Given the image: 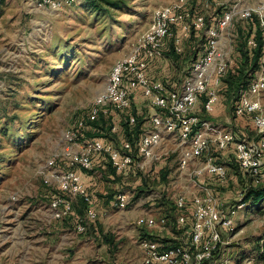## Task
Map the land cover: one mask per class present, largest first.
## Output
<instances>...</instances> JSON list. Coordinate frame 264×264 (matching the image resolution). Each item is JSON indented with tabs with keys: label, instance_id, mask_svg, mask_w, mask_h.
I'll use <instances>...</instances> for the list:
<instances>
[{
	"label": "rangeland",
	"instance_id": "374dc122",
	"mask_svg": "<svg viewBox=\"0 0 264 264\" xmlns=\"http://www.w3.org/2000/svg\"><path fill=\"white\" fill-rule=\"evenodd\" d=\"M172 1L115 0L111 7L96 0H80L74 6L50 11L33 8L24 0H0V264H142L138 249L142 227L137 218L165 215L170 222L168 232H152L163 236L158 237L162 240L174 233L175 197L183 195L186 210H191L198 186L188 174L190 168L179 172L181 147L173 137L161 143L156 157L142 170L131 168L117 181L108 177L104 160L95 161L91 170H78L92 196L96 223L103 224L110 238L109 246L100 238L102 234L91 228L78 234L71 221L56 226L59 221L53 219L49 208L58 191L46 165L53 160L57 167H65L59 155L63 132L85 117L93 98L105 86L113 63L125 56L147 29L153 8ZM234 1L188 0L185 10L203 15L208 26ZM259 1L240 0L239 7L256 6ZM246 22L237 14L222 34L229 67L236 63L237 30ZM175 35L183 52L171 53L172 39H168L163 57L151 61L147 68L152 81L170 89H179L187 76L192 61L189 52L200 50L196 45L204 33L198 31L187 40L178 26ZM216 93L218 100L211 113H200L198 102L200 118L254 140L250 122L242 121L244 127L240 128L226 95ZM154 112L135 91L125 114L138 117L142 130L149 126ZM124 116L107 107V115H100L85 137L107 138L118 147L124 138ZM111 125L118 128L115 134L109 131ZM221 154L218 162L228 168L226 179L204 178V182L222 200L238 205L244 201L250 179L241 176L232 158H226L228 152ZM159 170H167L163 181H158ZM260 185L264 189V179ZM117 192L130 196L125 209L114 206L111 196ZM79 203V199L74 201V210ZM233 219V229L223 233L222 257L231 264H264V198L242 203Z\"/></svg>",
	"mask_w": 264,
	"mask_h": 264
},
{
	"label": "built area",
	"instance_id": "2783aa9c",
	"mask_svg": "<svg viewBox=\"0 0 264 264\" xmlns=\"http://www.w3.org/2000/svg\"><path fill=\"white\" fill-rule=\"evenodd\" d=\"M24 1L33 8L50 11L80 2ZM187 1L173 0L153 8L147 29L137 37L130 51L113 63L105 86L93 98L85 117L77 119L63 132V146L59 155L65 167H57L53 160H49L46 165L60 193L52 196L49 203L53 219L63 220L73 215L74 201L79 199L84 205V212L74 217V230L81 234L97 220V213L78 170H91L95 161L104 160L116 175L123 176L131 168L142 170L156 157V149L164 140L169 137L177 139L181 147L178 170L182 172L190 168L188 174L198 186V193L193 194L191 210H186L187 201L183 195L175 197V223L173 229L171 227L174 233L168 237L172 241L164 243L158 238L163 236L150 231L153 238L147 235L139 238L142 264H231L221 254L226 244L223 233L233 229L236 209L242 203L233 205L225 202L216 195L208 182H204V178L221 182L226 179L228 168L218 162V155L228 152L242 175L249 177L247 189L250 185H260L264 179V0H260L256 6L247 7H239L241 2L236 0L230 9L222 12L215 24L208 26L203 15L185 10ZM237 14L246 20L255 16L263 36L257 68L242 94L233 103L232 110L238 121L244 118L250 122L256 137L254 140L245 138L243 132L238 134L232 128L220 127L197 114L202 94L206 96L204 111L211 113L215 108L218 100L216 92L222 86L221 80L228 67L221 37ZM173 26L180 27L182 37L188 36L190 27L204 33L202 49L190 64L179 89H169L160 81H152L147 75L149 63L163 57L164 39ZM245 42L249 48L256 47L253 37L246 38ZM173 47L176 53H180L179 38L174 39ZM135 91L141 93L155 108V112L149 118V126L141 130L134 144L123 138L116 147L107 138L85 137L92 123L98 121L100 115H107V107L124 114V122L129 126L134 125L135 117L126 115L125 111L129 109ZM117 130L115 125L109 129L111 134ZM113 200L116 208L125 209L130 196L125 192H117ZM136 223L151 231L157 229L161 232L167 227L164 216H140Z\"/></svg>",
	"mask_w": 264,
	"mask_h": 264
},
{
	"label": "trees",
	"instance_id": "16d2710c",
	"mask_svg": "<svg viewBox=\"0 0 264 264\" xmlns=\"http://www.w3.org/2000/svg\"><path fill=\"white\" fill-rule=\"evenodd\" d=\"M96 1L99 4H103V5L111 6V7H113L116 3L115 0H96ZM222 12H224V11H222ZM222 12H220L221 15H222ZM176 27H178V26L171 27L169 35L164 39V44L166 45V42L168 39H172L171 53H173V54L175 53V55H180L183 52L182 48H181L180 53H176L174 50V47H173L174 39L176 38V35H175ZM237 31H238L239 43L237 45V58L234 61L236 63L232 67L231 66L227 67L226 73L222 77V80H221L222 86L218 90V91L222 92L224 95H226L227 100L230 101L232 110H233V103L242 94V92L244 91V89L247 86L249 79L251 78L252 73L257 68V63L259 61V58L261 55V50H262V45H263L262 31L258 27L257 20H256L255 16H253L250 20H247V22H246L244 28H242V30L238 29ZM197 32L198 31H195L193 29V27H190L189 32H188V36L186 39L189 40L191 35L192 34L195 35ZM248 37H253L255 39V41H256V47L255 48L252 49L246 45L245 40ZM202 44H204V35H203V38L200 40V44L196 45V47L198 46V48H200V50L193 48L189 52V56L192 57V61L195 59V56L201 51ZM164 52L165 51H163V55H164ZM192 61H191V63H192ZM205 100H206V96L204 94H202L199 97V102H201L200 113L205 112L203 109V103L205 102ZM135 119H136L135 124L132 126H129L126 122H124V125H123L124 128H123V132H122L123 134L121 133L124 136V138L128 139L133 144L135 143L139 133L141 132L140 124L138 122V117H135ZM240 121H245V119L244 118L242 120L240 119ZM94 123H92V124H94ZM248 126L250 128V124H248ZM230 156H228L226 158L227 159L232 158L231 160H234L233 157L232 156L230 157ZM106 170L109 174L108 177L110 176L112 181L119 180V176L116 175L114 169L109 164H107ZM240 174H241V176H243L241 172H240ZM166 177H167V170H159L158 177H157L158 181H160V180L163 181L166 179ZM57 194H60L59 191L57 192ZM115 195L116 194H114V195L112 194L111 199H114ZM263 198H264V189L262 188V186L261 185L252 186V187H249L244 192V196H243L244 201L242 203L247 202V201H252V202L257 203L258 201L262 200ZM106 199H107V201L110 200L109 196H107ZM174 210H175V207H174ZM83 212H84V205L80 201V203L78 204V207L74 210L73 215L68 216L67 218H65L63 220H58V221H67L69 223L71 221V225H73V227H74V219H75L74 217L82 215ZM164 217L166 219L167 224H170L169 219L165 215H164ZM172 229H173V227H172ZM145 235H147L149 238H153V235H151L147 230L142 228L140 231V237H143ZM102 240L105 243L106 242L110 243V238L107 235H102ZM162 241L164 243H166V242L172 241V240L169 238H164V239H162Z\"/></svg>",
	"mask_w": 264,
	"mask_h": 264
},
{
	"label": "crops",
	"instance_id": "0c3cea01",
	"mask_svg": "<svg viewBox=\"0 0 264 264\" xmlns=\"http://www.w3.org/2000/svg\"><path fill=\"white\" fill-rule=\"evenodd\" d=\"M166 45L164 44L163 45V48L165 49V48H167V47H165ZM148 69H149V66H148ZM150 78V77H149ZM170 89V88H169ZM137 102V105H139L141 102H139V101H136ZM243 123H242V121H240L239 120V127L240 128H243L244 126L242 125ZM82 175V174H81ZM82 177V176H81ZM82 179H83V177H82ZM86 181H87V179H86ZM85 184V183H84ZM89 185H90V183H88ZM97 220H98V218H97ZM96 220V221H97ZM96 221L94 222V223H92L90 226H89V228H91L92 230H96V233H98V234H102V235H107V234H105L106 233V231L104 230V226H103V224H100V223H96ZM58 222V221H57ZM60 222L62 223V221H59L57 224L55 223V225L57 226V225H59L60 224ZM105 222V221H104ZM168 227H170L169 226V224H167V227L165 228V233H167L168 231H167V228ZM73 229H74V227H73ZM142 229V228H141ZM147 231H150L151 233L152 232H154V230H147ZM108 236V235H107ZM100 238H102V237H100ZM105 244V246H109L108 244H110V243H104Z\"/></svg>",
	"mask_w": 264,
	"mask_h": 264
}]
</instances>
